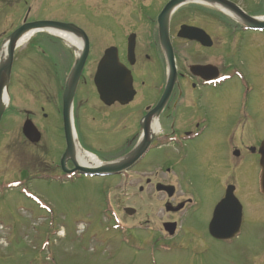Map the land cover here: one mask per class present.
Returning <instances> with one entry per match:
<instances>
[{"label":"rangeland","instance_id":"rangeland-1","mask_svg":"<svg viewBox=\"0 0 264 264\" xmlns=\"http://www.w3.org/2000/svg\"><path fill=\"white\" fill-rule=\"evenodd\" d=\"M23 18L74 23L90 38L78 86L85 104L92 106L82 109L86 120L99 123L85 122L83 138L77 130L75 141L100 163L114 162L113 109L103 117L89 113L99 106L93 92L98 61L105 49L113 48V0H0V47ZM100 31L110 36L100 42ZM74 60V51L46 32L14 52L8 108L0 127V264H264V206L257 201L246 202L257 226L245 223L230 243L207 236L209 210L219 195L218 177H189L187 186L182 182L178 187L175 176H164L177 190H188L195 202L182 213L181 234L169 240L157 232L167 219L164 197L154 186L137 196L138 185L151 176L66 178L54 170L64 139L51 103L64 89ZM21 110L32 113L38 130L45 131L47 125L51 129L37 148L31 147L37 143L7 138L21 129ZM127 209L135 213L128 215Z\"/></svg>","mask_w":264,"mask_h":264},{"label":"flooded vegetation","instance_id":"flooded-vegetation-1","mask_svg":"<svg viewBox=\"0 0 264 264\" xmlns=\"http://www.w3.org/2000/svg\"><path fill=\"white\" fill-rule=\"evenodd\" d=\"M170 1L113 0L112 47L118 61L113 67V103L104 104L94 88L99 106L89 113L103 117L113 109V156L117 159L132 156L134 160L116 177H152L142 178L137 196H141L145 188L154 186L156 190L159 184L173 188L171 196L169 192H159L164 197V216L167 217L161 223V232L157 231L160 237L172 240L179 236L183 230L182 213L195 206L188 190H177L164 176H175L177 186L181 187L182 182L187 186L189 177L193 180L195 176L209 175L219 178V195L210 207L206 234L214 241L230 243L239 237L245 223L250 227L258 225L256 215L246 202L257 201L264 206L260 187L264 143V29L251 27L245 21L246 17L264 19V0L184 1L171 12L166 35L161 31L158 17ZM37 21L71 24L80 29L88 38L90 53V38L74 23L23 18L8 35L23 24ZM103 36H110V33L100 31V42ZM166 37L175 70L171 80L164 47ZM119 67L123 68V73ZM121 76L122 86L117 88ZM63 90L55 93L51 103L62 127ZM79 91L77 86L71 122L75 134L78 130L83 138L85 122L91 125L99 120H86L82 109L92 106L85 104L87 98L81 97ZM6 108L0 118V127ZM19 112L25 115L23 124L31 121L30 111ZM23 124L17 135H7L8 140L14 136L17 142H27L22 133ZM46 127L45 131L38 130L40 140L49 125ZM39 142L31 147L37 148ZM65 149L64 139V149L54 170L66 178L98 177L64 173L60 159ZM138 149L142 152L135 157ZM65 168L71 171L73 164L67 161ZM227 193L237 201L236 208L239 206V232L230 240L219 241L209 234V224L216 206ZM227 214L224 220L236 217L235 212ZM165 226L169 231L174 229L173 235ZM188 233L199 236L193 230Z\"/></svg>","mask_w":264,"mask_h":264},{"label":"water","instance_id":"water-1","mask_svg":"<svg viewBox=\"0 0 264 264\" xmlns=\"http://www.w3.org/2000/svg\"><path fill=\"white\" fill-rule=\"evenodd\" d=\"M187 0H171L163 9L161 14L159 15V23L161 31H165L167 35V20L177 6H179L182 2ZM206 1V0H203ZM246 23L251 27L256 28H263L264 29V21L259 19H253L246 17ZM47 30H54L57 32H63L67 34H71L76 38H79L82 43V49L78 56L75 57L73 66L71 71L68 75L67 81L64 86L63 94H62V118H63V134L66 144L65 152L63 153L60 159V166L64 173H75L78 172L84 176H98V177H105V176H115L119 175L122 172L126 171L128 166L133 159L127 156L121 159H118L112 163H100L99 167L96 168H84L79 166L75 160V140L73 138V125L71 122V108H72V101L78 86L79 80L81 78V74L83 72L85 63L88 58L89 53V42L87 36L78 28L71 24H64L59 22L53 21H37L32 23H26L12 32L7 39V53L5 61L0 65V118L3 113L5 107L2 105V96L3 92L7 93L8 83L11 73V68L14 59V52H15V45L19 38L26 34L27 32L33 31L35 33L46 32ZM185 29L182 30L184 32ZM194 31V30H192ZM181 32V33H182ZM163 34V33H162ZM164 47L166 49V54L168 57V65L170 71V80L174 78L175 70L173 66V59H172V51L171 47L167 42V37L165 39ZM3 42V43H4ZM114 65H118L117 58L113 56V48H108L102 58L100 59L97 67L96 72L93 78V84L97 93L99 94L100 100L106 104L110 105L113 103V67ZM119 71L123 73V68L119 67ZM123 75V74H122ZM3 77L6 78V85L3 82ZM122 86V76L118 79L117 88ZM23 136L32 144H36L40 141V135L34 125L30 121H25L22 128ZM142 150L138 149L135 152V157L140 155ZM134 157V158H135ZM67 161H70L73 164V169L68 171L65 168V164ZM260 168H261V176H260V187L261 191L264 194V143L262 144V157L260 160ZM156 191L158 192H169V196L172 195L173 188L172 187H165L162 185H157ZM237 201L232 199L228 193L225 198L216 206L214 210L213 219L209 224V234L216 240L225 241L234 238L237 233L239 232V224H240V210L239 206L237 207ZM180 208V207H179ZM177 208L176 210H178ZM235 212V219L227 218L226 220L223 217L227 213ZM125 213L130 215L131 210H125ZM228 215V214H227ZM226 215V216H227ZM231 216V214H230ZM173 228V225H172ZM165 230L169 232L170 235H173L174 229L170 231L165 226Z\"/></svg>","mask_w":264,"mask_h":264},{"label":"bare ground","instance_id":"bare-ground-1","mask_svg":"<svg viewBox=\"0 0 264 264\" xmlns=\"http://www.w3.org/2000/svg\"><path fill=\"white\" fill-rule=\"evenodd\" d=\"M261 21H264V19H261ZM37 33L30 31L24 34L19 38L15 45V49L22 47L25 45L29 40L33 38L34 35ZM47 34L49 36H52L60 41H62L67 47H70L74 51V56H78L82 49V43L79 38L74 37L71 34L63 33V32H57L54 30H47ZM6 53H7V41L4 42L0 47V65L5 61L6 59ZM3 82L6 85V78L3 77ZM8 102L7 93L3 92L2 96V105L5 107ZM73 138L75 140V132L73 131ZM75 162L84 168H96L100 166V162L97 158L94 156L84 152L75 141V156H74ZM62 233L59 232V235L61 236Z\"/></svg>","mask_w":264,"mask_h":264}]
</instances>
